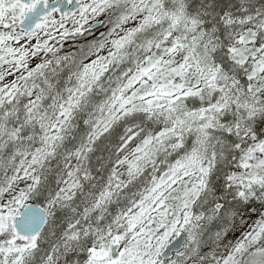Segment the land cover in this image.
Segmentation results:
<instances>
[{
    "label": "snow or ice",
    "instance_id": "snow-or-ice-1",
    "mask_svg": "<svg viewBox=\"0 0 264 264\" xmlns=\"http://www.w3.org/2000/svg\"><path fill=\"white\" fill-rule=\"evenodd\" d=\"M0 264H264V0H0Z\"/></svg>",
    "mask_w": 264,
    "mask_h": 264
}]
</instances>
